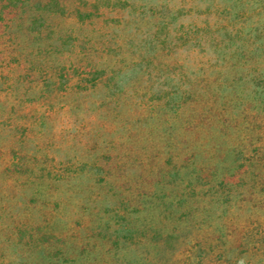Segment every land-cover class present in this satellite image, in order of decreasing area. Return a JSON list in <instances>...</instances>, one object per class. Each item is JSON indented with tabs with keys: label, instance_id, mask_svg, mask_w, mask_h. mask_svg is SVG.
<instances>
[{
	"label": "rangeland",
	"instance_id": "374dc122",
	"mask_svg": "<svg viewBox=\"0 0 264 264\" xmlns=\"http://www.w3.org/2000/svg\"><path fill=\"white\" fill-rule=\"evenodd\" d=\"M150 1L32 0L65 7L3 41L0 264H264V63L240 34L192 51L187 15L145 19ZM73 63L103 80L78 87Z\"/></svg>",
	"mask_w": 264,
	"mask_h": 264
},
{
	"label": "trees",
	"instance_id": "16d2710c",
	"mask_svg": "<svg viewBox=\"0 0 264 264\" xmlns=\"http://www.w3.org/2000/svg\"><path fill=\"white\" fill-rule=\"evenodd\" d=\"M129 1L132 2V0ZM135 6L139 7L141 17L153 18L155 21L167 18L177 20L180 16L187 15V37L196 36L191 39L195 42L192 47L194 52L203 48L202 42H199L203 38L202 36L198 37V33H203L204 38L210 35L212 39L217 36L240 34L246 37L247 41L239 48V51H243L245 54L255 52V61L264 63V0H152ZM41 7L45 9L47 6H36L32 0H0V54H4L6 49L3 41H6L7 38H14L15 32L18 30H25V26L18 29L24 20L29 21L26 25L33 35L45 34L44 27L47 25L48 14ZM50 7L52 9L48 17H51L53 13L57 14L63 11L65 5L60 2L56 6L50 5ZM48 34L49 39H54L56 35L52 28L48 29ZM37 49H39L37 52L40 53L44 47L40 43ZM32 64L33 66L36 65L34 62ZM41 66L45 68L46 64ZM198 66L199 62L197 61L191 64L193 68ZM57 67L69 81L76 80L78 87L97 85L103 80V74L99 73L98 68L85 63L79 65L74 63L70 65L61 64ZM260 68L263 67H256L253 77L251 76V82L254 81L258 87L263 88L250 94V100L257 104L259 102L264 103V69L261 70ZM149 75L153 79H159V81L165 79L162 74L157 75L156 78H154L153 73H149ZM191 79L193 78H189L190 82ZM174 82L177 83L176 80ZM194 95V90L190 87L187 89V94H180L179 92L176 97L167 100L164 104L168 108L167 115L182 109L186 99L188 106ZM208 114L211 115V112ZM208 114L204 115L207 116ZM255 143H253L255 157L264 159L261 156L262 153L264 154L263 146ZM255 249L258 250L257 247Z\"/></svg>",
	"mask_w": 264,
	"mask_h": 264
}]
</instances>
